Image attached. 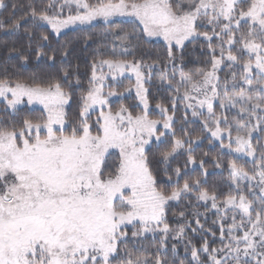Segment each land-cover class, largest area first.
Listing matches in <instances>:
<instances>
[{
  "label": "snow or ice",
  "instance_id": "6c2138e0",
  "mask_svg": "<svg viewBox=\"0 0 264 264\" xmlns=\"http://www.w3.org/2000/svg\"><path fill=\"white\" fill-rule=\"evenodd\" d=\"M97 25V37H83L97 51L71 116L78 66L46 80L5 68L0 78V264H264V0H0V31L23 29L27 41L5 56L21 67L33 56L67 61L72 48L53 40ZM152 39L166 55L147 63L136 54ZM188 44L206 57L194 72L184 71ZM154 75L170 92L159 119L146 87ZM133 88L138 103L114 110L111 98ZM188 112L201 135L183 127ZM204 139L236 154L226 193L207 186L208 153L197 162ZM213 166L223 169L220 156ZM180 205L172 224L168 210Z\"/></svg>",
  "mask_w": 264,
  "mask_h": 264
},
{
  "label": "trees",
  "instance_id": "16d2710c",
  "mask_svg": "<svg viewBox=\"0 0 264 264\" xmlns=\"http://www.w3.org/2000/svg\"><path fill=\"white\" fill-rule=\"evenodd\" d=\"M125 28L130 29L129 25H125ZM103 31V26L102 25H97L94 28H91L89 31L85 32H80V31H67L63 36L60 37V39L53 40L52 42V47L59 49L62 45L65 43H68L70 47L72 48L71 55L69 56L68 60L65 62H61L59 54H57L56 57V62L52 63L48 61L45 58H42L39 61L35 60V57L30 58V62L27 65L24 66H19L18 61L16 60H11V61H6L5 56L7 54V49L8 47L16 46V47H21L24 46L26 47L27 41L24 39L23 36V29H21L20 33L17 35H12L9 36L5 34L3 31H0V78L5 75V68L8 70V74H16L19 73L20 75L23 76H32L35 75L39 79H48L49 77H58L60 75V69L62 67H69L71 65L73 68L78 66L79 70V77L81 80V88H73L71 91L73 92V103L72 106L68 109V112L71 116L72 112L76 110V100L81 94V90L83 88L87 87V80L90 75V63L92 59L94 58V55L96 54L97 51V43H92L89 42V46L84 45L83 37L87 35H92L94 38L97 37V34ZM107 43V42H106ZM110 47V45H109ZM142 51L137 52V58H142L144 61L147 63H151L153 60L157 59L158 57L163 59L164 56L166 55V47L162 43L158 42H152L150 41L147 44H144L142 46ZM101 51H104L107 54V50L101 49ZM128 59H131V56L127 57ZM206 57L201 54L200 50V45H192L188 44L187 48L185 49L183 53V65H184V71H195L199 67L204 66V61ZM180 63V61H177ZM146 71V70H145ZM171 74V71L169 72ZM221 78L223 79L224 73H220ZM177 75V79H178ZM74 83V81H73ZM127 81L123 80V82L118 86V91H123L125 87H127ZM146 87L149 88V104L150 108L152 110L156 109V104L161 103L164 104L165 106L171 108V103L169 100L170 97V92L167 91L166 89H158V82L155 77L153 76V80L151 82V85H146ZM123 103L126 106H131L136 104V100L133 98H123L117 103H114L112 105L113 109H116L120 106V104ZM132 111L138 112L140 111L139 108H133ZM30 115L33 117H37L40 115L39 110H30ZM171 114V113H170ZM184 113L177 112V124L176 128L179 129L181 127L180 123V117L183 116ZM188 115V114H187ZM151 118L153 119H159V116L155 113L152 114ZM188 120L189 123L183 125V127L191 130L193 132V137L201 135L200 133V128L201 124L198 122L193 121L190 116L188 115ZM180 133L178 132V135ZM255 143V141H254ZM204 153H208L207 155V161L208 163L205 165V167L209 171V176L207 178L208 187H216L220 192L226 193L228 192V186H227V164L228 161L231 159H234V155H226L222 154V151L219 147V145L212 143L209 144L208 139H204L202 143H200L199 147L196 148L195 155L197 156V162H199V158L204 155ZM150 158L153 160L152 167L155 170L156 168L160 167L155 163V159L158 158V150L153 147L150 149ZM155 154V156H153ZM220 156L221 162L223 164V169H217L213 166V157ZM185 157L181 156L178 157V161L183 164ZM236 162L246 168H251L252 165L251 163L245 164L243 159H236ZM176 162H173V167H175ZM199 172H193L191 175L196 176L198 175ZM161 180L166 179L162 175L159 177ZM182 205L180 206H173L168 210V220L170 223L175 224V218L179 211L181 210ZM200 211L203 212L204 209L200 208ZM203 219V218H202ZM215 219L214 215H209L208 216V221L207 225H211L212 220ZM199 243V239L196 241ZM151 238L147 241H145V247L149 248L151 251H154L153 248H151L152 245ZM171 241L169 243V247L171 245ZM179 256L183 257L184 256V249L183 246L181 245L179 248Z\"/></svg>",
  "mask_w": 264,
  "mask_h": 264
},
{
  "label": "rangeland",
  "instance_id": "374dc122",
  "mask_svg": "<svg viewBox=\"0 0 264 264\" xmlns=\"http://www.w3.org/2000/svg\"><path fill=\"white\" fill-rule=\"evenodd\" d=\"M117 19H119V18H117ZM67 31H71V30H65V32H67ZM151 41H152V42L162 43V44L164 45V42H163L162 39H161V40L152 39ZM104 71H107V69L105 68ZM146 71H147V70H146ZM126 75H127V74H126ZM123 80H126V81H127V84H126L127 87H130V86L134 85V83H135V77H134V76H133L131 79H122V82H123ZM106 91H107V89H106ZM124 98H133V99H135V90H134V88H133V91L131 92V94H126ZM111 99H112V105H113L114 103H117L118 101L121 100L120 97H113V98H111ZM135 100H136V99H135ZM136 103H138V102L136 101ZM178 104H179V102H178ZM40 108H41L40 105H32V106L29 107L30 110H39V111H40ZM114 110H115V109H114ZM153 113H155V114L158 115V113H157L155 110L153 111ZM188 115L190 116V118H191L193 121L200 123L198 119H195V120H194V119L192 118V116H191V112H188ZM158 116H159V115H158ZM213 143L219 145V142H213ZM225 151H226V150H225ZM232 155L235 156L236 154H232ZM113 159H115V157H113ZM240 159L245 160V158H240Z\"/></svg>",
  "mask_w": 264,
  "mask_h": 264
}]
</instances>
